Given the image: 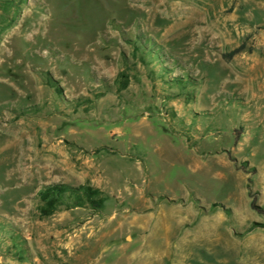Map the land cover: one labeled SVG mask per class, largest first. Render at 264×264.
<instances>
[{
	"label": "rangeland",
	"instance_id": "374dc122",
	"mask_svg": "<svg viewBox=\"0 0 264 264\" xmlns=\"http://www.w3.org/2000/svg\"><path fill=\"white\" fill-rule=\"evenodd\" d=\"M0 264H264V0H0Z\"/></svg>",
	"mask_w": 264,
	"mask_h": 264
},
{
	"label": "trees",
	"instance_id": "16d2710c",
	"mask_svg": "<svg viewBox=\"0 0 264 264\" xmlns=\"http://www.w3.org/2000/svg\"><path fill=\"white\" fill-rule=\"evenodd\" d=\"M243 48H239L225 56L227 61H231L234 57L242 53ZM123 89L127 86V82H123ZM65 195L73 199V208H83L85 205L93 211H100L104 206V200L101 193L91 187H82L78 190L69 189L63 186H52L46 188L39 194V200L42 206L39 213L42 218L52 217L58 210L61 201Z\"/></svg>",
	"mask_w": 264,
	"mask_h": 264
}]
</instances>
